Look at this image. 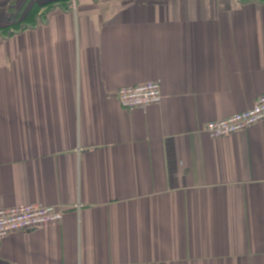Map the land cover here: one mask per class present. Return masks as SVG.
Here are the masks:
<instances>
[{"label": "crops", "instance_id": "1", "mask_svg": "<svg viewBox=\"0 0 264 264\" xmlns=\"http://www.w3.org/2000/svg\"><path fill=\"white\" fill-rule=\"evenodd\" d=\"M262 95L264 0H0V209L69 207L0 264H264Z\"/></svg>", "mask_w": 264, "mask_h": 264}, {"label": "built area", "instance_id": "2", "mask_svg": "<svg viewBox=\"0 0 264 264\" xmlns=\"http://www.w3.org/2000/svg\"><path fill=\"white\" fill-rule=\"evenodd\" d=\"M117 98L124 109L147 108L160 105L164 95L157 81H148L134 86L121 87ZM264 121V95L249 110L210 121L202 131L212 139H218L244 131ZM79 208L78 205L75 206ZM69 207L31 203L0 209V241L17 231H28L61 223Z\"/></svg>", "mask_w": 264, "mask_h": 264}]
</instances>
